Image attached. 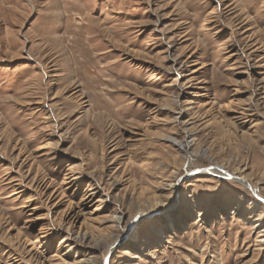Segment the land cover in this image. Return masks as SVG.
<instances>
[{
    "label": "rangeland",
    "instance_id": "374dc122",
    "mask_svg": "<svg viewBox=\"0 0 264 264\" xmlns=\"http://www.w3.org/2000/svg\"><path fill=\"white\" fill-rule=\"evenodd\" d=\"M263 200L264 0H0V264H264Z\"/></svg>",
    "mask_w": 264,
    "mask_h": 264
},
{
    "label": "bare ground",
    "instance_id": "6f19581e",
    "mask_svg": "<svg viewBox=\"0 0 264 264\" xmlns=\"http://www.w3.org/2000/svg\"><path fill=\"white\" fill-rule=\"evenodd\" d=\"M189 137V136H188ZM188 137H186V138H188ZM175 142H176V140H174ZM191 142H192V140H188V139H184V142H182V143H179L180 145V148L182 149V150H184V151H186L189 147H190V145H191ZM178 144V143H177ZM209 171H212L213 173H215L216 171H215V169H210ZM223 174V173H222ZM221 174V175H222ZM252 192L254 191V192H256V188L254 187V186H251V189H250ZM262 203L264 204V202L262 201ZM142 214H140L139 215V217H136V219H139L140 218V216H141ZM121 216H118L117 217V221L118 222H120L121 221ZM114 245V244H113ZM105 264H107V262H105Z\"/></svg>",
    "mask_w": 264,
    "mask_h": 264
},
{
    "label": "water",
    "instance_id": "95a60500",
    "mask_svg": "<svg viewBox=\"0 0 264 264\" xmlns=\"http://www.w3.org/2000/svg\"><path fill=\"white\" fill-rule=\"evenodd\" d=\"M263 202H264V200H263ZM106 261H107V259H105Z\"/></svg>",
    "mask_w": 264,
    "mask_h": 264
}]
</instances>
